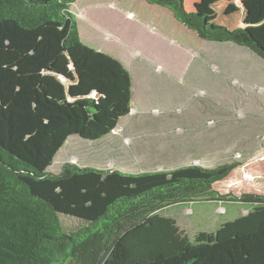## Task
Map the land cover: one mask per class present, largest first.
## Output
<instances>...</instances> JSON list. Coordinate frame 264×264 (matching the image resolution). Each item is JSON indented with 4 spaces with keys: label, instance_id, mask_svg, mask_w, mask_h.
<instances>
[{
    "label": "trees",
    "instance_id": "trees-1",
    "mask_svg": "<svg viewBox=\"0 0 264 264\" xmlns=\"http://www.w3.org/2000/svg\"><path fill=\"white\" fill-rule=\"evenodd\" d=\"M145 1L169 9L204 41L264 59V21L228 29L187 11L184 0ZM74 2L0 0V264H264V195H241L251 210L191 238L160 214L181 202L217 199L213 184L240 161L140 172L65 163L58 173L47 171L70 136L99 134L93 107L66 103L41 86L47 71L70 55L75 64L111 72L117 108L130 100L123 65L82 45ZM60 214L85 224L62 230Z\"/></svg>",
    "mask_w": 264,
    "mask_h": 264
},
{
    "label": "rangeland",
    "instance_id": "rangeland-1",
    "mask_svg": "<svg viewBox=\"0 0 264 264\" xmlns=\"http://www.w3.org/2000/svg\"><path fill=\"white\" fill-rule=\"evenodd\" d=\"M184 6L228 29L264 21V0H184ZM70 11L82 45L123 65L130 100L117 108L111 72L77 65L70 55L47 71L41 86L66 103L93 107L99 133L70 136L47 171L58 173L65 163L140 172L240 161L213 184L217 199L181 202L160 214L191 238L251 210L239 197L264 195V59L245 47L204 41L169 9L145 0H75ZM78 82L83 86L74 92ZM59 220L62 230L85 224L61 214Z\"/></svg>",
    "mask_w": 264,
    "mask_h": 264
},
{
    "label": "water",
    "instance_id": "water-1",
    "mask_svg": "<svg viewBox=\"0 0 264 264\" xmlns=\"http://www.w3.org/2000/svg\"><path fill=\"white\" fill-rule=\"evenodd\" d=\"M173 15V14H172Z\"/></svg>",
    "mask_w": 264,
    "mask_h": 264
}]
</instances>
